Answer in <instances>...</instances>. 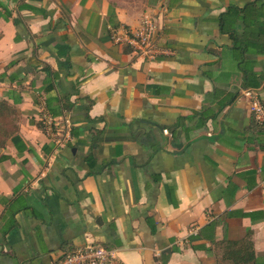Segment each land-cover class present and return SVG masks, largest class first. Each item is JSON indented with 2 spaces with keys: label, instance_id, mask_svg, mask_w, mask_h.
Instances as JSON below:
<instances>
[{
  "label": "crops",
  "instance_id": "crops-1",
  "mask_svg": "<svg viewBox=\"0 0 264 264\" xmlns=\"http://www.w3.org/2000/svg\"><path fill=\"white\" fill-rule=\"evenodd\" d=\"M148 17L153 55L113 40ZM0 98L19 109L0 264L88 243L122 264H220L248 237L264 264V0H0Z\"/></svg>",
  "mask_w": 264,
  "mask_h": 264
},
{
  "label": "trees",
  "instance_id": "trees-1",
  "mask_svg": "<svg viewBox=\"0 0 264 264\" xmlns=\"http://www.w3.org/2000/svg\"><path fill=\"white\" fill-rule=\"evenodd\" d=\"M241 11L242 8L231 6L220 15L219 20L221 22L222 31L229 32V27H232L240 18ZM237 60L240 69L244 73L243 84L245 86H256L259 82L255 78L249 79V70L244 66L243 57H238ZM201 114L207 118L204 111H201ZM18 121L19 109L11 105L7 100L0 98V148L5 146L8 139L16 135L19 129ZM4 158L5 156L2 155L0 151V162ZM211 226L213 227L214 224ZM221 244L222 256L220 258V264H255V249L249 237L242 240L224 239ZM63 256L60 259H62Z\"/></svg>",
  "mask_w": 264,
  "mask_h": 264
},
{
  "label": "built area",
  "instance_id": "built-area-1",
  "mask_svg": "<svg viewBox=\"0 0 264 264\" xmlns=\"http://www.w3.org/2000/svg\"><path fill=\"white\" fill-rule=\"evenodd\" d=\"M156 30V21L148 17L133 32L125 29L120 33L118 30L112 29V38L118 43L133 46L142 55L151 56L156 49ZM251 109L257 119L264 122V105L258 99H252ZM54 264H122V262L114 249L101 244L88 243L64 254L63 258Z\"/></svg>",
  "mask_w": 264,
  "mask_h": 264
}]
</instances>
